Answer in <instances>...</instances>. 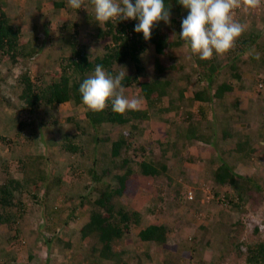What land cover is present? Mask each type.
<instances>
[{"label":"rangeland","instance_id":"1","mask_svg":"<svg viewBox=\"0 0 264 264\" xmlns=\"http://www.w3.org/2000/svg\"><path fill=\"white\" fill-rule=\"evenodd\" d=\"M50 1L59 3L63 1L64 4L56 7ZM262 6H264L263 0L261 6L254 9L258 16L263 15V12L258 10ZM0 9L10 17L14 25L21 29V42L36 48V52L31 56L18 57L17 63H13L7 54H2L0 51V180L6 179L7 174H13L23 180L25 189L28 188V193L15 194L19 199V204L22 203L24 212L29 211L23 214L19 226L35 237L39 221L46 223L43 219L40 220V216H43L42 211L47 204L50 206L57 200V203H60V199L66 198L67 201H64V204L70 203L69 208H72L75 202L80 207L86 205L90 213L92 209H95L93 201L98 192L96 183L89 173L90 164H92V137L95 138L96 135L101 137V142H97L99 148L94 162L98 168V175H102L104 170L107 174L108 171L112 174L116 169L115 163H111L114 159L111 155V140L106 141L103 138L108 132L105 134V126H100L98 131L92 128L85 116L87 111L85 105H73L71 102H66L52 109L41 105L30 115L21 112L20 108L24 105L19 97L23 87L22 76L27 75L31 83L37 87H44L53 81H59L61 66L66 63L64 58L70 53L64 37L75 28L78 29L77 43L84 44L91 57L101 54L104 45L112 42L111 40L99 42L97 31L103 24L99 25L95 21L94 11L88 0H85V6L81 9H72L67 0H0ZM247 11L243 8L235 9L236 14H233V19L235 20L240 13L249 12ZM162 24L165 25L164 22ZM189 50L183 46V41L180 46L168 50L173 57L175 67L179 63L178 60L184 62L185 71L190 72L195 67L194 55L192 60L188 59ZM139 57L144 68L139 81L151 82L158 77L175 81L176 74L180 73L177 67L158 69L154 44H148ZM121 67L126 69V75L135 72L132 62L126 61L114 65V75L123 70ZM128 91L132 98L138 96L136 97L140 101L138 108L146 109L147 103L140 95L138 87L132 86L130 90L129 87L124 89L125 94ZM126 97L129 98L127 95ZM153 111L155 110L149 109V112ZM22 121L25 122L23 126L20 125ZM155 121L153 115L151 120L143 122L140 133L136 131L132 133L134 145L138 151H141L143 147L147 156L158 157L160 163L167 164L169 168L165 175L153 179L157 181L155 183H160L161 186L167 184V186L160 188L161 194L158 191L152 193L151 199L154 202H148L149 208L146 207L141 211L145 214L143 226L147 223H158L165 226L166 240L164 243L143 242L135 235L136 226L131 223L128 232L112 242V250L119 254L120 261L117 264L121 261L127 264H253L248 262V258L254 254L253 250L258 243L264 240V125L263 132L258 134L256 139H251V144L250 141L248 142L247 152H244V154H249L248 160L243 158L241 163H234L236 173L245 180L252 179L258 187V189L249 188L243 197L238 199L236 192L230 186L215 184L209 173L201 172L203 171L201 170L202 164L199 162L202 160L194 158L192 154L195 151L194 148L188 150L193 156L190 161L187 160L189 156L185 150L188 146L181 147L180 151H183V154L176 157L172 156V150H168L165 154L161 152L167 146H161L156 139L162 136L165 131L164 127L168 125ZM254 123L256 124L254 127H258L260 131L262 126H260V120L256 119ZM222 126L223 124L219 128ZM239 128L237 124V129ZM129 129L128 124L116 125L115 137L119 131ZM18 131L21 132L18 134ZM232 135V142H225L220 150L235 149L236 140L243 137L239 130H235ZM66 138L82 147L81 153L73 154L63 151L60 145ZM209 149L212 155L211 159H208L210 163L214 158L220 159L218 149L213 147ZM24 155L30 158L28 160L31 163L21 165L19 159ZM141 155L142 153H139L136 159L141 160ZM180 157L183 159L180 160ZM174 171L177 172L174 178L178 174H183L180 176L181 186L175 184L174 178V186H172V181L167 182L165 179ZM42 176L48 179L45 183L55 177H60L59 184L50 186L49 192L46 193L47 190L46 192L42 190L44 189V182H41L44 179ZM109 176L110 178L105 176V182L115 187L117 182L112 180L111 175ZM146 180L141 178L138 184L144 186L143 189L149 192L150 183L148 181L150 179ZM69 182L76 184L71 186ZM81 185L91 186L90 191L87 193L84 189L80 191ZM67 187L72 188L68 190ZM59 189L64 193L62 198H56ZM189 190L193 193L191 200L184 198ZM53 191L56 193L52 194ZM16 202H18L17 199H15ZM112 202L115 210L120 207L130 212L138 209V204H130L129 198L123 195L114 197ZM232 203H238V205L234 206ZM6 229L5 226L0 225L1 233H5ZM74 230L72 228L69 230L70 237ZM59 231L60 229L58 233ZM77 231L78 234L74 235L75 242L77 245L84 244L89 252L92 248V253L89 254L87 251L86 257L88 254L94 257L93 264L116 263L115 260L98 255L101 244L95 233L90 234V239H88L82 237L78 229L75 233ZM34 237L31 242L27 239L24 242L28 245L30 242L34 248L37 245L35 249H41L42 239L39 238L41 241L38 242V239ZM2 238L3 243L8 244L6 238ZM58 238L61 239V237ZM60 247L59 244L54 245V250L56 249L59 255ZM7 253L3 252L1 255L6 258L4 261L11 264ZM23 254L25 252L22 253L23 260L20 262L27 263V258L23 257ZM42 257L43 252L37 253L35 261L32 259L30 264L38 263ZM17 258L21 259L20 256ZM54 260L57 261L56 258Z\"/></svg>","mask_w":264,"mask_h":264},{"label":"trees","instance_id":"2","mask_svg":"<svg viewBox=\"0 0 264 264\" xmlns=\"http://www.w3.org/2000/svg\"><path fill=\"white\" fill-rule=\"evenodd\" d=\"M134 2L135 0H133V3ZM63 4V1H60V3L54 2V6L56 7H61ZM165 5H171L170 16L174 17L170 18L168 24L164 25L162 24L163 21H161L155 25L151 33V38L148 41L144 40L142 33L134 32V27L138 23L137 20L109 21L106 24H103L102 27L98 28L97 38L99 39V42L111 40L112 43L105 44L102 48L101 54L92 55L91 57L86 46L82 43H77L78 29L75 28L72 32H69L68 36L64 37V40L69 46L70 53L64 58L66 63H61L62 66L59 81H53L44 87H37L31 83L27 75L22 76L23 87L19 97L24 105L21 106L20 110L21 112H26L30 115L41 105L48 106L51 109L64 102H71L73 105H84L79 93V86L83 80L94 71L97 64L102 65L106 71L113 75V67L119 63L130 61L135 68L133 74L126 75L122 84L124 85V88H130L132 86L138 87L140 95L147 103L146 109L137 108L136 110L126 111L124 114H118L112 111L109 102V106L103 111L93 112L87 109L85 113L90 125L96 131L99 130L100 126L112 127L113 125L122 126L128 124L130 127L129 130L119 132L117 139L111 143V155L115 159H112V161L115 162V169L117 170H115L112 175V180L117 182L115 187L114 185L105 182L106 180L104 178L107 175L105 170L102 175H98L99 173H97V171L93 169L92 164H90L91 167L89 173L92 175V180L97 184L96 191L98 192V196L93 201L95 209H92L88 221L80 230L82 237L95 233L101 244L98 255L102 258L115 260V264L120 260L119 254L114 253L112 250L113 240L125 235L130 229L131 223L139 225L142 218L141 212L139 211L130 212L124 210L122 207L115 210L114 203L112 202L113 198L121 195H126L127 197L134 195L138 187L141 186L138 184L141 178L147 180L155 179L161 175H165L167 169H169L167 164L160 163L158 157L147 156L143 147L141 148V151L136 149L132 131L141 132L143 122L148 121L149 119V109L155 110L158 113L174 110L176 114H178V118L173 121V123H171L172 121L169 123V127L172 126V128L168 127L162 133V136L156 139V142L161 146H167L163 151L158 147L161 152L165 154L168 150H172V156L176 157L179 153L180 145L184 146L186 140L196 137V132L198 130L192 120H187L183 115L180 116L181 113L178 111V107L173 104L176 97L178 98V94L176 93L177 96H175L173 95L174 93L168 91L170 82L167 79L158 77V79H154L151 82L139 81V76L144 70L139 56L145 51L148 44H154L156 56L155 61L158 69L164 70L167 67H177L178 69L180 67L181 70H185L183 61H179L175 67L172 55L168 53V50L182 44V41L179 38L181 21L186 17L188 10L184 9L178 3V0H165ZM239 9L241 8H237V10ZM21 38V29L14 25L10 17L0 9V51L2 54H7L13 63L18 62V57L26 58L36 52L35 46L31 47L27 43H22ZM247 45V39L241 36L236 40L233 49L235 51L242 50L247 47ZM233 49L229 52H232ZM194 59L195 67L192 69V72L195 73L199 79H209L212 81L214 77L213 72L217 69V57H212L208 60H201L198 57H194ZM263 62L264 59L260 58V65H263ZM224 88L226 87L220 86L214 95L218 96ZM179 92L180 97L183 98V90H180ZM206 93L205 88L204 90H198L194 95L195 99L204 100ZM163 102L169 103V105L164 106ZM181 102H183L182 99ZM21 124L23 126L25 122L22 121L20 122V125ZM216 124V127L218 128L223 124L221 129L223 131L222 136L225 140L224 142H230L233 138V132L239 130H232L230 125H224L223 122ZM20 132L21 131H18V134ZM240 133L242 132L240 131ZM172 134L175 135L176 139L170 141L169 137L172 136ZM242 134L243 137H239L235 142V149H222L219 151V153L229 154L228 158H226H232V160H226V158L222 156L220 164L214 167L213 163L209 162L210 165L213 166L210 168L208 167L207 169V173H209L215 184L230 186L236 192L238 199L242 198L243 194L246 193L249 188L258 189L255 183L252 182V179L248 178L245 180L234 171L235 162H238L243 158H246V160L249 158V154H244V152H247L246 149H248L247 146L249 141L251 144V137L248 134ZM66 139H64L60 145V148L63 151L73 154L81 153L82 147L77 143H74L72 140L67 139L66 141ZM178 139H181L180 143ZM92 140L98 142L99 137L96 135L95 138L92 137ZM139 153H142L141 160L136 159V157L139 156ZM28 159L30 158L24 155L19 161L21 165H27L26 163H31ZM59 180L60 177H55L53 180H50V182L48 181L43 189L44 192L47 190L46 193H48L50 186H57ZM23 186V180L19 176H14L13 174H7L6 179L0 180V224H5L8 231H14L13 236L10 235L6 238L8 244L0 243V259L5 258L1 255L3 252H8L6 255H8V260L11 262L19 260L17 257L9 256V249L16 244H19L20 240L23 238V231L19 229L18 225L23 217L24 207L20 209L22 203L21 205L19 204V199L15 195L17 193H28V188L25 189ZM160 188H162L161 185L160 187H157L156 185V187H153L152 193L158 191V193L161 194ZM34 197L36 198V195H34ZM184 198L187 199L186 195ZM15 199H17L18 202L15 203ZM232 204L234 206L238 205V203ZM13 209L15 211H13ZM70 218V215L66 216L62 223L67 225ZM40 224L45 225L44 222ZM42 228H40V235L45 239L43 244L51 246L50 244L52 242L54 243L53 245L63 242L58 238V229L51 231L46 229L42 230ZM165 231L166 229L164 225L151 223L141 229L137 235L141 241L164 243L166 240ZM253 251L254 254L248 258V262H252L253 264H264V240L258 243ZM29 259H31V256ZM4 260H6V258L2 261L0 260V264L8 263V261ZM19 263L25 264L20 261ZM118 264L127 263L121 261V263Z\"/></svg>","mask_w":264,"mask_h":264},{"label":"crops","instance_id":"3","mask_svg":"<svg viewBox=\"0 0 264 264\" xmlns=\"http://www.w3.org/2000/svg\"><path fill=\"white\" fill-rule=\"evenodd\" d=\"M46 1V0H45ZM51 3L54 4V2L50 1ZM58 2V1H55ZM260 12H263L262 16H258L256 14V11L254 9L248 10V13H240L236 17L235 21L244 25L245 31L241 35L245 39H247L248 45L242 50H234L232 52H227L224 55H216L215 53L213 54V57H217L216 65L217 69L213 72V79L210 81L209 79H199L195 73L192 72V70L185 71L181 70L179 67L177 70L180 72L176 74L175 78L176 80L169 79V88L168 91L170 93H174L173 95L177 96L176 99L174 100L173 104L178 107V111L181 113L180 116L183 115L187 120L190 119L192 122L197 126V132H196V137H193L191 139H188L185 141L184 146H188L187 152L188 156L187 160L190 161V158L194 156V158H200L202 160L201 163V171L202 173L208 171V167L210 168L211 166L214 165V167L218 164L221 163V157L223 156L224 158H228L227 154L219 153L220 148L225 144V140L222 136L223 131L221 128L216 127V123H225L231 126L232 130L237 129V124L239 125V130L244 133L250 135V139H256V136L260 133L263 132V125H264V62L263 65H260L259 61L260 58L264 59V21H261V19H264V6H262L260 9ZM255 11V13H253ZM233 14H236L234 11ZM240 36V37H241ZM255 50V52L260 53V58L256 59L254 58V55H248V53L252 50ZM181 51H183V48H181ZM180 56V55H178ZM187 56V55H186ZM192 54L189 50L188 53V59L192 60ZM195 58L198 56L194 55ZM173 58V57H172ZM199 58V57H198ZM181 60H178L179 62ZM190 60H188V64ZM180 74V75H179ZM161 78V77H160ZM211 82V83H210ZM259 84L262 86L259 87ZM226 87L222 89L223 91L219 93L218 96H215L214 93H216V90L219 87ZM127 88V87H126ZM206 90V96L204 100H197L195 99V93L198 90L203 89ZM207 88V89H206ZM125 89V88H124ZM123 89V93H124ZM130 90V88H129ZM180 90H183V98L180 97ZM129 93V91H128ZM124 93L125 96L127 95L129 99H131V94L129 93ZM177 93V94H176ZM138 97V96H136ZM181 99L183 102H181ZM66 103V102H64ZM63 104V103H62ZM61 105V104H60ZM80 105V104H79ZM163 105H169V103H164ZM138 109H144L143 108H138ZM149 119L151 120V117L153 118V115L156 119V123H163L164 125H168L171 121H175L178 117V114L174 110H171L169 112H163V113H158L156 111L148 112ZM182 118V117H180ZM256 119L260 120V131L256 124L254 123ZM183 120V119H181ZM183 122V121H182ZM200 123V124H199ZM224 124V125H225ZM172 125V124H171ZM115 126L113 125L112 127H105V134L103 138L106 141L111 140L110 142L112 143L114 140L117 139L118 133L116 134L115 137ZM168 127H164V130H166ZM107 128V129H106ZM169 128H172L170 126ZM96 131V130H95ZM121 132V131H119ZM97 133V132H96ZM255 134V135H254ZM254 136V137H253ZM99 137V135H98ZM174 134L169 137L170 141L175 140L176 137ZM101 137H99L98 142H101ZM106 138V139H105ZM179 142L181 139H178ZM232 142V139L230 140ZM111 147V144H110ZM183 147V145H180V148ZM210 147H213L214 149H218V155L220 159L214 158L212 161L213 165H210L209 160L211 159V151ZM99 146L97 145V142L93 140L92 142V167L95 171H98L97 166L94 165L95 162V155L97 154V149ZM191 148H194L195 150L191 155L188 150ZM179 150L178 155L183 154V151ZM226 160H232V158H229ZM183 157H180V160H182ZM98 161V160H97ZM199 161V160H198ZM242 160H239L237 163H241ZM90 163V162H89ZM115 163V162H111ZM198 163V162H197ZM98 164V162H96ZM138 170V169H137ZM136 170V171H137ZM117 171V170H116ZM183 171V170H182ZM236 172V170H234ZM115 172V170H114ZM111 174V171H108V174ZM106 175L108 178H110L109 175ZM175 171L171 174V176H166L167 182L172 181V186L177 184L178 186H181V179L180 176L184 174H178L174 178ZM44 179L41 180V182H44V187L46 186L47 183H45L48 179L44 176H42ZM179 177V178H177ZM176 181L173 182L174 179ZM105 179V178H104ZM150 183L151 189L148 191H145L143 188L144 186H139L136 193L132 195L131 197H127L126 195H123L125 198H129V202L138 204L136 211L141 212L144 208L148 207V202L153 203L154 201L151 199L152 196V189L153 187H160V183H155L157 181H154L153 179H150L148 181ZM74 182H69L71 186H75V184H72ZM97 186V184H95ZM87 185H81L80 186V191L81 190H86L85 193L90 191L91 186ZM166 185H162V187H166ZM43 187V188H44ZM69 187V186H68ZM67 189H71L68 188ZM43 190V189H42ZM149 195L147 196V194ZM56 191H53L52 194H55ZM23 194V193H22ZM84 194V193H82ZM146 197H145V196ZM98 196V193L96 195V198ZM30 197V196H29ZM62 198L64 197V193L60 192V189L57 190L56 198ZM75 197V196H74ZM95 198V199H96ZM94 199V200H95ZM145 199L147 200L145 202ZM63 200V201H62ZM76 201V198H74ZM144 200V201H143ZM64 201H67L66 198L60 199V203H53L52 205H45L44 210L42 211V215L40 216V220H44L46 223L44 224H38L37 227V235L34 237V239H38V242L45 241V239L40 235V228L42 227H47V228H42L46 230H55V229H60L59 233L57 234L59 237H61V240L63 241L62 243H59L61 245L60 247V255L57 254L59 253L56 249L54 250V243L52 242L48 246L47 244L41 243V249H35L37 248V245L35 248L33 247L32 243L30 242L33 240V237L31 236V233L21 229L23 231V238L20 240L19 244H14L15 246H11L12 248L9 249V256H14V257H21L22 259V253L23 257L27 258V263L25 264H30L31 261H35V258L37 256V253L43 252V257L41 260L38 261V263L35 264H93V260L95 259L94 257H90L89 254L92 253V248L91 251L89 252L88 249H85L84 244L77 245L75 242V237L78 234V231L75 233V230H81L83 225L88 221L90 211L87 210L86 205L83 207L78 206L75 202H73L74 206L72 208L70 207V203L64 204ZM152 201V202H151ZM127 202V201H126ZM156 202V201H155ZM144 203V204H143ZM67 204V205H66ZM142 204V205H141ZM21 205V204H20ZM23 207L21 206L20 209ZM140 208V209H139ZM28 213L29 211H25ZM24 212V213H25ZM40 213V212H39ZM70 215L71 218L68 220L67 225H64V218L66 216ZM24 216V215H23ZM26 217H29V215H26ZM74 217V218H73ZM141 222L139 225H134L136 228L134 229L136 231L135 235L138 237V232L145 228L149 223H147L145 226H143V221L145 219V214L141 212ZM63 220V221H62ZM30 221V220H29ZM41 223V221H39ZM71 223V225H70ZM5 226V229L7 228L5 224H0ZM77 227V228H76ZM75 229L72 231L70 237L69 230ZM6 232L8 234L6 235ZM55 233V232H54ZM61 233V234H60ZM14 231H8L6 229L5 233L0 232V243H3V238H7L10 235L13 236ZM92 235V234H91ZM2 236V237H1ZM90 236V235H89ZM89 236H86L84 238L90 239ZM40 238V239H39ZM27 239L29 242V245L26 244L24 241ZM86 240V239H84ZM23 242V244H22ZM143 242H148V241H143ZM1 246V244H0ZM63 249V250H61ZM57 251V252H56ZM89 252L88 256L86 257V252ZM31 256V259L29 261V258ZM56 258L57 261L54 259ZM33 259V260H32ZM88 259V260H86ZM91 259V260H90ZM45 260V261H44ZM19 261H12V263L16 264ZM59 262V263H56ZM20 264V263H17Z\"/></svg>","mask_w":264,"mask_h":264},{"label":"clouds","instance_id":"4","mask_svg":"<svg viewBox=\"0 0 264 264\" xmlns=\"http://www.w3.org/2000/svg\"><path fill=\"white\" fill-rule=\"evenodd\" d=\"M72 9H81L85 0H67ZM92 6L95 21L106 24L109 21L137 20L134 32L142 33L145 41L150 40L155 25L163 21L170 22L171 5L165 0H88ZM187 11L181 21L179 38L183 46L190 49L192 55L201 60H208L213 54L224 55L235 47L236 40L244 33V25L233 19L237 8L245 11L257 9L262 0H178ZM248 55L259 59L260 53L253 49ZM113 75L97 64L94 71L79 86L82 103L93 112L103 111L111 104L113 112L124 114L136 110L139 99L127 98L123 94L122 81L126 69Z\"/></svg>","mask_w":264,"mask_h":264},{"label":"built area","instance_id":"5","mask_svg":"<svg viewBox=\"0 0 264 264\" xmlns=\"http://www.w3.org/2000/svg\"><path fill=\"white\" fill-rule=\"evenodd\" d=\"M264 1V0H263ZM235 11V10H234ZM262 85L261 84H259V87H261ZM186 197L188 198V199H193V193H192V190H189L188 192H187V195H186Z\"/></svg>","mask_w":264,"mask_h":264}]
</instances>
